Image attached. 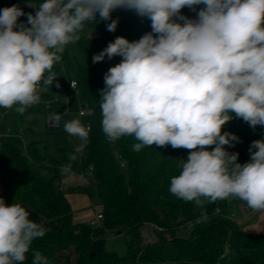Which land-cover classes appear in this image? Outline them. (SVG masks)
Returning a JSON list of instances; mask_svg holds the SVG:
<instances>
[{"label": "clouds", "instance_id": "obj_1", "mask_svg": "<svg viewBox=\"0 0 264 264\" xmlns=\"http://www.w3.org/2000/svg\"><path fill=\"white\" fill-rule=\"evenodd\" d=\"M199 5L196 20L181 13ZM34 7L35 14L16 5L0 10V108L23 115L57 80L54 65L97 14L109 21L114 10H135L150 19L151 31L137 41L117 37L92 57H122L99 90L103 134L110 142L134 136L136 152L153 145L189 150L169 191L202 210L198 222L209 219L206 204L229 199L264 212V139L251 143L250 160L241 164L239 153L225 148L239 137L223 131L233 117L264 126V0H44ZM63 127L80 141L61 169L68 173L92 125L77 118ZM30 215L0 197V264H24L33 241L49 231ZM32 256L31 264H49L38 250Z\"/></svg>", "mask_w": 264, "mask_h": 264}, {"label": "trees", "instance_id": "obj_2", "mask_svg": "<svg viewBox=\"0 0 264 264\" xmlns=\"http://www.w3.org/2000/svg\"><path fill=\"white\" fill-rule=\"evenodd\" d=\"M12 1L8 3L12 7ZM39 6L44 0H17ZM20 7L35 14L36 7ZM196 11L185 7L181 13L196 20ZM27 16L19 22L26 23ZM118 20L114 32L107 24ZM99 31V39H89V32ZM151 31V21L135 10L117 9L109 21L87 24L75 44L66 46L62 61L54 65L58 71L69 61V49L75 46L82 63L77 64L75 79L80 92L81 105L94 111L96 125L88 138L80 158L72 163L71 171L87 176V183L75 190L61 185V169L69 163L68 151L63 148L58 159L43 155L39 141H32L20 148L16 143L3 139L0 142V182L5 203H19L29 211L30 219L43 222L49 229L45 236L33 241L24 264H31L32 251H40L49 264H264V236L242 230L228 215L231 205L244 203L238 199L206 204L204 211L209 219L198 222L201 209L193 202H184L170 191V181L180 172L181 160H187L189 150L173 149L171 145L150 146L133 151L138 143L134 136H124L110 142L101 127L100 91L105 87L104 75L110 67L120 63L122 57L93 63L99 54L117 37L129 41L139 40ZM224 132L239 137L234 146L225 145L230 153H239L238 162L250 160L249 147L255 140L264 139V126L252 128L242 118L233 117L223 128ZM214 147V146H212ZM117 150L127 170L117 162ZM211 150V148H209ZM75 191L86 195L90 201L99 202L103 220L100 227L75 223L74 213L67 195ZM219 207V214L214 209ZM154 226L155 240L146 244L143 228ZM190 228L187 238L179 237L180 230ZM125 231L129 236L127 253L120 257L107 248V237Z\"/></svg>", "mask_w": 264, "mask_h": 264}, {"label": "rangeland", "instance_id": "obj_3", "mask_svg": "<svg viewBox=\"0 0 264 264\" xmlns=\"http://www.w3.org/2000/svg\"><path fill=\"white\" fill-rule=\"evenodd\" d=\"M8 7V4L6 5ZM92 30L89 32L88 38L96 40L99 37V31ZM98 39V38H97ZM69 54V61L64 63L62 70L56 72L57 80L55 82L59 83L60 87L67 83L66 79H76L78 76L77 72V64L82 63L81 56L75 46H72L70 49ZM65 70V73H64ZM67 77V78H66ZM40 87H43L41 84ZM61 89L60 91H62ZM68 92L65 90L64 92H59V94H55L57 97H69L68 102L64 101V110L61 111L57 109L53 111L54 113L60 116V124L58 128H50L47 125V111L44 102H39L32 107L28 108L23 115L17 113L14 108L13 109H4L0 108V133L9 134L11 136L9 141L16 143L20 148H23V142L18 139L16 136L19 135V130L21 129L24 134L25 145L29 144L33 140L39 141L40 151L44 154L52 158H58L61 154L60 151L65 148L69 155L74 153V149L77 145L80 144V141L77 137L70 136L64 131V123L67 121H71L72 119H79L84 125L85 123H90L93 127L96 125V118H87V119H80L79 111L82 108L80 101L77 98L69 95H64ZM64 95V96H63ZM65 108L67 110H65ZM32 115L30 117L29 115ZM29 127H32L36 135L31 136L28 132ZM17 133V135H16ZM82 152L77 153V160L80 158ZM114 156L117 162L123 167V173L127 176V170L124 167L123 161L120 158L118 151L114 150ZM76 173H80L79 170ZM81 174V173H80ZM82 175V174H81ZM1 186V182H0ZM98 202H94L93 206L90 207V213H98L101 214L102 210H98L97 205ZM96 214V216L98 215ZM143 238L146 244L152 243L155 240V232L152 226H145L143 228ZM190 235V228L180 230L178 233L179 237L187 238ZM129 243V236L126 234L125 231H122L121 234H111L107 237V248L109 251L115 252L120 257H124L127 253V246Z\"/></svg>", "mask_w": 264, "mask_h": 264}, {"label": "crops", "instance_id": "obj_4", "mask_svg": "<svg viewBox=\"0 0 264 264\" xmlns=\"http://www.w3.org/2000/svg\"><path fill=\"white\" fill-rule=\"evenodd\" d=\"M9 2H10V0H0V10H3L4 8H6V5ZM30 5H32V4L24 2V1H18V6H20V7H33ZM99 37H97V38L99 39ZM63 66H64V64L62 65V67ZM60 70H62V68ZM60 70H58V71H60ZM58 71H56V72H58ZM64 73H65V70H64ZM66 80H67L66 81L67 83L62 85V87L57 88L56 87L57 82H54L53 85L50 86L46 92L40 93V96H41L40 101L41 102H44V103H45V101L53 102L54 98L58 99V101L56 103L52 104V108L50 110L46 109V111L48 113L47 117L50 113L56 114L53 111H56L57 109H59L61 111L64 110V106H63L64 101L68 102L69 97L65 96V98L64 97L60 98V97L55 96V94H59V92H64L65 90L67 91L68 84L73 79L68 78ZM61 89H63V90L60 91ZM64 95H68V96L70 95L71 98L75 97L69 91V89H68V92ZM75 98H77V97H75ZM77 99H78V101H80L79 98H77ZM45 107H46V105H45ZM65 110H67V109L65 108ZM29 116L32 117L31 114ZM28 132L31 136L36 135V132L32 127H29ZM1 134L5 136V139H9L11 137V136H9V134H6V135L3 133H1ZM16 135H17V133H16ZM16 137L23 142V145L25 147L26 142L24 140V134H23L21 129L19 130V135ZM33 141H37V140H33ZM39 148H40V145H39ZM42 154L47 155L44 153H42ZM59 157H60V155H59ZM58 158H52V159H58ZM86 183H87V180L82 179L80 173H76L73 171H70L68 173H64L61 171V185L66 190H70V189L75 190L77 187L83 186ZM2 192H3V189H2V186H0V195L2 194ZM67 197H68V200L70 202V205H71L73 213H74L75 223H79V224L86 223V224H88L90 221L94 220V218L96 217V214H98V213H96V212L90 213L91 211L89 209H90V207L93 206L94 202L90 201L86 195L75 192V191H71L67 195ZM96 205H97L98 210H102L101 204L99 202ZM228 215L234 222L237 223V225L242 230L247 231V232L257 233V234L264 236V212L254 213L250 208L247 207V205L245 203H241L239 205H231L229 212H228Z\"/></svg>", "mask_w": 264, "mask_h": 264}, {"label": "built area", "instance_id": "obj_5", "mask_svg": "<svg viewBox=\"0 0 264 264\" xmlns=\"http://www.w3.org/2000/svg\"><path fill=\"white\" fill-rule=\"evenodd\" d=\"M68 89H69V91H70L75 97L79 98L80 92H79V90H78V84H77V81H76V80H71V81L69 82V84H68ZM57 101H58L57 98H54V99H53V102L45 101L46 109H47V110H50V109L52 108V104H53V103H56ZM57 116H59V115H57V114H52V113H50V114L48 115V117H47V125H48V127L53 128V129L59 127L60 119L57 120ZM79 117H80L81 119L92 118V117H94V111H93L91 108L83 107V106H82V108H81L80 111H79ZM88 124H90V123H88V122L85 123V125H88ZM92 130H93V126H92V128H91L90 133H89V137H90V135H91V133H92ZM3 139H5V136L2 135V134L0 133V142H1V140H3ZM91 172H92V168H90V173L87 174V176H85V175L82 174V175H81V178L84 179V180H87V177H89V176L91 175ZM102 220H103V216H102L101 214H98V215L94 218V220H92V221H90V222L88 223V225H89L90 227H100V224H101ZM152 227L155 228L154 226H152ZM155 229H157V228H155Z\"/></svg>", "mask_w": 264, "mask_h": 264}, {"label": "water", "instance_id": "obj_6", "mask_svg": "<svg viewBox=\"0 0 264 264\" xmlns=\"http://www.w3.org/2000/svg\"><path fill=\"white\" fill-rule=\"evenodd\" d=\"M16 3H17V0H13L12 1V5H16ZM83 107H87L86 105H83Z\"/></svg>", "mask_w": 264, "mask_h": 264}]
</instances>
